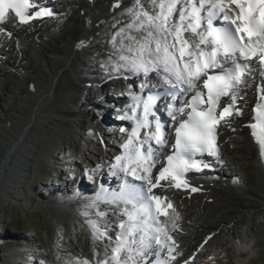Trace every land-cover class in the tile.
<instances>
[{"label":"snow or ice","instance_id":"snow-or-ice-1","mask_svg":"<svg viewBox=\"0 0 264 264\" xmlns=\"http://www.w3.org/2000/svg\"><path fill=\"white\" fill-rule=\"evenodd\" d=\"M150 2L152 12H141L129 25L143 30V39L137 42V48L128 49L134 53L132 56H120L123 63L116 67L135 76L142 73L147 77L149 72H156L166 87L142 80L136 93L131 90L133 85L128 86L131 102L121 119L132 121V127L121 128L128 133L123 151L108 166L109 175L120 178L123 174V184L119 191H109L102 185L89 205L97 208L100 217L106 212L99 210V202L116 205L114 211L124 219L118 224L120 231L115 238L107 236V229L101 232L96 223L90 222L94 239L107 236L110 241V251L106 249L104 258L96 264H149L150 260L151 264H170L175 260L176 242L171 232L177 230L175 219L179 217H169L168 209L175 212L171 201L165 203L166 198L153 190H199L189 183L187 173L209 168L205 155L222 162L218 126L223 122L231 127V118L243 115L237 106L242 99L239 93L257 71L253 60L258 61L264 76V0H198V5L196 0ZM30 9L38 10L30 13ZM10 12L21 25L55 14L40 7L38 0H0V24ZM217 19L220 24H214ZM146 87H163V91H150L144 97ZM160 99L164 101L161 110L173 123L162 122L155 111ZM259 99L261 102L253 109V122L247 127L264 155V84ZM166 126L173 127L175 135L169 153H164L168 147ZM128 176L141 184L130 183ZM162 181L167 183L162 185ZM162 216L167 219L161 220Z\"/></svg>","mask_w":264,"mask_h":264},{"label":"bare ground","instance_id":"bare-ground-1","mask_svg":"<svg viewBox=\"0 0 264 264\" xmlns=\"http://www.w3.org/2000/svg\"><path fill=\"white\" fill-rule=\"evenodd\" d=\"M54 1L46 0L45 5L49 6L54 13L56 12V9L53 10L54 5L66 7L68 12L63 13L61 11L54 14L63 18L65 24H52V20L46 22V31L50 30V33H48L52 35V42L35 25L31 27L30 39L27 42L31 48H34L40 61H38V66L34 65L37 75L34 79L23 74L20 76L26 87L15 89L13 95L25 108L18 105V108L11 109V113H6L4 122L0 126V146H2L0 148V174L3 170L7 174L9 172L13 178L12 180L9 179L8 182H18L8 186L9 192L11 190L18 191V188L24 184L23 180L26 177L27 170L23 163L30 160L28 155L31 156V154L23 155L20 150L25 148L31 152V148L34 146V139L28 141L26 136L27 130L28 135L31 136V127L36 123L28 127L31 119L38 118L40 124L39 134L43 139H47V133L44 131L49 130V126L53 127L50 139L51 145L45 147L46 149L40 154L38 173L54 175L57 172L55 168L57 163H54L55 161L58 162L57 148H60L64 153L67 150L70 152L69 148L74 149L75 152L81 153L86 164L92 166L101 159V154L98 153V157H91L81 143L84 137H88L85 135L88 123L85 118H88L87 120H90L92 125L89 139L92 141L94 139L96 144L100 145V140L104 134V131L100 130L94 122L97 116L92 115V111H95V101L89 95L92 83H96L95 88L98 89V92L103 93L106 89L105 80L118 79L119 83H116L115 87L124 89L127 92L119 100L123 104H129L131 102L128 95L129 85H133L131 90L137 93L140 92L137 85L142 80L151 81L153 84L163 82L156 72H149L147 77L142 73L135 76L122 67L119 70L116 67L118 63H123L119 59L120 56H132L134 53L129 52L128 49L137 48V42L143 39L145 35L143 30L138 31L135 27H132L134 35H129L125 31V27L131 25L141 12H152L150 0H91L90 5L84 0H62V3L58 4ZM74 8H78V10ZM4 26H8L7 22L4 23ZM8 29L11 34L13 33L11 38L19 46V37H21L19 32L24 33V29L22 27ZM0 40L6 41L1 35ZM4 46L7 47V45ZM121 51H124V53L118 55ZM11 66L13 69H18V67L29 69V65L22 62L12 63ZM34 67L32 68L34 69ZM43 67L45 71L41 69ZM123 80L126 82L125 85L120 83ZM144 90H147V88ZM250 91V89L245 88L243 92L248 95L251 93ZM248 103L246 100L241 103L240 108H243V115L231 118V127H227L223 122L219 127L222 162L218 163L221 167L233 173V181L236 183L225 182L219 174L221 169L215 167L210 173V176L213 174L214 178L209 177V175H199L197 178L188 179L192 186L199 189L196 192L184 189L178 190L173 187H158L153 190L155 194L166 198L165 203L171 201L175 212L169 209V217L175 218L176 215L179 217L175 219L177 230L172 231L171 235L176 243L180 242V245L174 255L175 260H171L170 264H202L200 260L210 261L215 255L214 252L223 247L222 241L215 246L212 245L213 237L224 232L225 237H231V241L235 245H240L242 241L237 238L236 228L240 227L252 231L255 221L260 216L264 217V155H261L260 145L251 135V129L247 127L252 122L250 106L247 107ZM35 139L37 140L38 137L35 136ZM111 150L113 149H110L109 152ZM94 151L97 152V149H94ZM109 152L104 150L102 159L105 165L108 164V160L111 158ZM70 156L69 154L67 158H71ZM20 159L23 162H20ZM248 170L256 171V179L253 178L252 182L249 183L245 182L242 177V172ZM14 173H18L15 178ZM166 183L162 182V185ZM228 185L232 190L239 191L233 198L228 199L226 196L227 201L232 203L230 206L227 205V201L219 199L221 189H226ZM2 187L5 186L2 185ZM2 187L0 188L2 195H0V198H2L0 199V216L5 218L10 213L9 209H14V202L17 200L8 191L3 190ZM81 188L78 184L77 190H79L76 194L69 193L65 189V192H60L69 195V197H65L69 202H62L65 199L64 197L61 198L62 201L58 199L61 202L58 201L57 209L50 211L48 210L49 207H45V210L48 211V214L45 215L48 217L47 224L49 225L46 234L49 237L50 227L54 226L53 223L56 224L53 217L58 221L64 220L69 224L76 222L82 225L83 230L88 234V243H90L88 248L93 250L95 258L103 259L105 250L108 248L101 245V238H93L91 223L82 222L81 216L74 212L77 206L79 208L83 206L82 203L90 205L92 202L91 200L88 201V190ZM5 199H9V201ZM39 202L44 205L47 204L41 200ZM212 204H214L213 207ZM47 205L50 206L49 203ZM67 205H73L70 206L73 208L69 209L66 207ZM104 211L108 212V216L113 212L118 216L114 209L110 207L104 206ZM212 213H215L214 217L211 216ZM208 217H211L212 220H206ZM90 218H92L90 222H97V219L93 216ZM160 219L165 220L167 218L162 216ZM86 221L88 222V220ZM96 225L101 232L105 229L108 232L110 228L99 223ZM0 232V236L5 235L1 230ZM186 237L187 242L183 241ZM95 246H99L101 249L97 250ZM84 248L81 245L72 243L70 251L63 250L62 254H59L60 256L53 253L55 258L53 262L65 264L70 261L69 253L73 254L72 261H77ZM108 251L110 250L108 249ZM75 253L77 256H74ZM1 262L6 264L5 261ZM221 263V261L218 262V264Z\"/></svg>","mask_w":264,"mask_h":264},{"label":"rangeland","instance_id":"rangeland-1","mask_svg":"<svg viewBox=\"0 0 264 264\" xmlns=\"http://www.w3.org/2000/svg\"><path fill=\"white\" fill-rule=\"evenodd\" d=\"M55 9V6L53 7V10ZM40 27V25H38ZM19 37V36H18ZM30 36H27V38ZM20 38V37H19ZM49 41L52 42V39L48 38ZM28 39H24L23 41L19 39V46L15 44V46L12 43H7L8 48L7 51L4 52L5 55H1V61H0V126H2L4 122V118L6 113H11V109L18 108V105L20 107L22 106V103L19 102V100L15 99V96L13 95L15 89L19 87H26V85L23 84L22 78L20 76L26 75L29 78H35L37 75L36 67L38 66V56L35 52L34 48H31L29 43L27 42ZM35 40V39H34ZM36 42V41H35ZM2 57L4 59H2ZM22 62L26 65H29V69H13L11 66L12 63H18ZM40 62V61H39ZM34 67V69L32 68ZM44 68V67H43ZM45 71V68L43 69ZM106 80L104 81V83ZM115 88V87H113ZM90 90V89H89ZM95 91L89 92V95L95 96L98 98V89ZM124 90L120 91V89L115 88L113 91H108V94L113 96H118L120 99L123 94ZM91 96V97H92ZM93 98V97H92ZM92 110V109H91ZM111 117V115H110ZM38 119V118H37ZM36 118H33L30 120V123L28 127L35 123L31 127V136L28 135V130L26 131V136L28 137V141H33L34 139V146L31 148V152L28 149L22 148L20 150V153L23 155H28V153L31 154L28 155V158L30 159L28 162H24V166L26 171V177L23 180L24 184L21 185L17 190H10L8 189V186L12 183H18L17 181H10L13 177L11 173L8 172V174L3 170L1 172L0 177V186L3 190L8 191L14 199L17 201L14 202L15 207L14 209H9L10 213L8 216L1 217L0 220V230L4 231V236H0V241L7 242L6 244L9 246H17L18 251L15 253L21 260H19L18 264H23L24 262H27L28 264H52L54 263L53 260H55L53 253H56V255H61L62 251H70L72 243L76 245H81L84 248V251H81V254L78 256L80 260V264H82V261H88L89 264H96V258L93 253V250L88 248L89 238L88 234L83 230L82 225L77 224L76 222H73L69 224L68 222L64 220L58 221L55 217H53V220L56 224H52L54 226H51L50 235L46 234V230L48 229V217H46L45 214H48V211L45 210V207H49L48 210L53 211L54 209H57L58 204V197H69L68 194L60 193L64 191H68L69 193H75L76 192V183L73 182L74 178L82 175V172L84 170V167L80 164L81 159V153H77L74 151V149L69 148L70 152H68V155L70 154L71 158H67L68 160H64L61 158L62 153L60 148L56 149L57 152V159L58 162L55 161L54 163H57V169H59V173L56 172L55 174L58 175H43L41 173H38V164L41 157V152L46 149L45 147H49L51 145V135L53 131V127L49 126V130H45L47 139H43L42 136L39 134L40 124L39 121ZM87 119L85 118V121ZM87 122V121H86ZM232 126V125H231ZM229 127V126H227ZM91 128L92 125L88 122L86 126V134L88 137H84L83 140H81L83 147L85 148V151H87V154L90 155L93 158L97 156L98 153L101 154V159L99 162H104L102 159L104 149L109 151L110 149H114V146L119 145L120 143L117 142L116 138L114 136L110 135H102V138L100 140V145H97L95 140L93 141L89 139V136L91 135ZM35 136L38 137V139H35ZM1 142V139H0ZM95 143V144H94ZM100 146V147H99ZM2 146H0L1 148ZM38 149L39 152H38ZM94 149H97V152L94 151ZM111 150V151H113ZM61 153V154H60ZM20 162H23L21 159ZM14 164V163H13ZM97 162H95L92 167L96 168ZM15 165V164H14ZM56 166V165H55ZM256 171L248 170L247 172H242V177L244 178L245 182L249 183L252 182V179H256ZM219 174L221 178L223 177V180L225 182H234L236 183L233 177V173L230 170H227L226 168L223 169V173L221 174V170H219ZM18 173H14V178L17 176ZM52 176H56L60 178L61 182L59 183L61 185L60 189L57 187H54V182L52 181ZM27 182V183H26ZM233 183V184H234ZM31 184V185H30ZM79 184V188L84 189L87 191V189L84 187L85 185L81 183ZM77 184V185H78ZM82 184V185H81ZM84 185V186H83ZM0 187V188H1ZM16 187V186H14ZM57 188V189H56ZM229 188V189H228ZM33 190H35L33 192ZM79 190V189H78ZM77 190V191H78ZM221 195L220 200L227 201V198H233L236 193H239L238 190H235L228 185L227 188L221 189ZM224 191V192H223ZM231 191V192H230ZM54 192V197L52 200V197L48 193ZM65 192V191H64ZM231 194V195H230ZM1 195V193H0ZM60 195V196H59ZM2 196V195H1ZM227 196V198H226ZM22 197L23 199H21ZM33 197V198H32ZM225 197V198H224ZM2 199V198H0ZM218 199V197H217ZM8 200L9 199H5ZM45 202V203H57L56 206H48L44 205L43 203H40L39 201ZM13 201V200H12ZM60 203V202H59ZM232 203L227 201V205L230 206ZM64 206V205H63ZM73 206V205H72ZM212 207L214 204L211 205ZM55 207V208H54ZM69 208V205L66 206ZM60 208V207H59ZM73 208V207H72ZM85 218H90L91 216L82 214ZM115 216L114 213H111V217ZM211 216H215V213H212ZM52 217V216H50ZM211 221L212 218L208 217L206 220ZM82 222L90 223V221H86L81 219ZM92 221V218H90ZM111 220L104 219L103 217H100V221L97 220L96 224H101L108 226V224H113L110 222ZM91 225V224H90ZM10 226L11 228H16V230L12 231L9 234L6 230V227ZM236 235L237 238L241 244L243 245H235L231 240V237L226 236L225 233H221L219 236L216 235L212 238V245H217L222 241V249L219 251L217 250L214 252V259H216L217 262H222L221 264H264V217L260 216L255 221V226L252 229V231H249L247 229H242L240 227L236 228ZM249 235V237H247ZM249 238V239H248ZM6 239V240H5ZM105 240L100 239L101 245L108 247V244L106 243L107 238L104 237ZM185 242H187V237L184 238ZM88 240V241H87ZM224 241V242H223ZM54 243V244H53ZM238 243V242H237ZM87 245V246H86ZM24 247V248H23ZM95 248L100 250L101 248L99 246H95ZM96 251V250H95ZM181 251V250H180ZM37 253L40 254V256L36 255ZM59 255V256H60ZM73 254L69 253V260L67 262H73ZM74 256H77L76 253ZM53 257V258H52ZM42 258V260H41ZM202 263H204V260H200ZM66 262V263H67ZM218 264V263H217Z\"/></svg>","mask_w":264,"mask_h":264}]
</instances>
